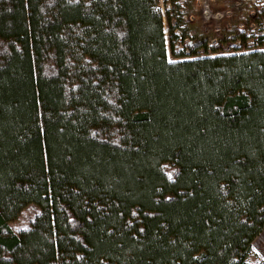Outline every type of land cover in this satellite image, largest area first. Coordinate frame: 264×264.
<instances>
[{"label":"trees","instance_id":"1","mask_svg":"<svg viewBox=\"0 0 264 264\" xmlns=\"http://www.w3.org/2000/svg\"><path fill=\"white\" fill-rule=\"evenodd\" d=\"M165 15L177 62L160 0H0V264H252L264 38L175 53Z\"/></svg>","mask_w":264,"mask_h":264},{"label":"rangeland","instance_id":"2","mask_svg":"<svg viewBox=\"0 0 264 264\" xmlns=\"http://www.w3.org/2000/svg\"><path fill=\"white\" fill-rule=\"evenodd\" d=\"M199 1V4H196ZM229 0H181L178 3V10L173 11L172 8H170V13L173 16L172 25L174 27V32L178 34L179 38L182 40L184 38L187 39L189 45H192L193 43L197 41H203L206 43V48L211 49L212 47H220L222 49V52L225 53L227 51V48H229L231 45L239 46L241 45V39H234L232 42L230 40H227L225 35L215 34L213 32L214 22L210 23V25H206L201 20V12L203 9V5H207L209 10L212 13H218L221 12L222 9H225V6L228 4ZM246 6V8H243V11L234 17V19L238 18H245L247 16V13L250 11V7L248 6V0H242ZM210 6H209V5ZM160 9L163 11V19L165 20V26H164V32L166 37V48H167V60L169 62H177L178 60L173 58L171 55L170 50V44L168 41V27L166 25V15L167 12V6L164 3V0L160 3ZM192 15L195 20L191 23L188 20V16ZM219 24V22L217 23ZM180 40V39H179ZM217 42H213V41ZM181 41V40H180ZM217 43V45H215ZM177 44V43H176ZM174 45V52L175 53H186L185 48H182L180 44ZM251 45V44H249ZM202 50H198V53H201ZM241 53H246L245 51H242ZM220 56H227L226 54L220 55ZM208 57H216L215 55H211ZM186 60H191L187 58ZM167 169V167H166ZM39 214V209L34 205L27 206L21 213L19 219L10 225V228L13 232L17 233L20 231L27 230L29 228L30 223L33 221V219Z\"/></svg>","mask_w":264,"mask_h":264},{"label":"built area","instance_id":"3","mask_svg":"<svg viewBox=\"0 0 264 264\" xmlns=\"http://www.w3.org/2000/svg\"><path fill=\"white\" fill-rule=\"evenodd\" d=\"M162 0H160L161 3ZM181 0H179L180 2ZM178 2V3H179ZM196 4H199V1H196ZM177 3V5H178ZM209 5V4H208ZM167 6V11H170L171 6L169 4ZM210 6V5H209ZM248 6L250 7L249 13H247V16L245 18H238L234 19L235 16L240 14L243 11V8H246L244 2L242 0H229L228 4L225 6V9H222L221 12L218 13H212L207 5H203V9L201 12V20L206 25H210V23L214 22L213 32L215 34L225 35L227 40H230L232 42L234 39H241V45L232 47L241 48L242 43L244 42L246 45V48L241 49L242 51L252 52L254 51V44L258 39L264 38V0H248ZM162 11V10H161ZM163 16V11H162ZM189 22H193L195 18L190 15L186 19ZM164 26H165V20L163 19ZM219 22V24H217ZM175 36H179L174 32ZM180 39L177 44H180L182 48L184 47V44H188L186 42L187 39L184 38L183 40ZM235 41V40H234ZM217 42V40L213 41ZM176 44V45H177ZM251 44V45H249ZM217 45V43L215 44ZM230 46V47H231ZM229 47V48H230ZM213 48V47H212ZM229 48H227V51L224 53L226 55H230ZM186 50V54H188V50ZM240 52H235L232 54H244ZM260 51H264L260 50ZM223 55V54H221ZM220 56V55H215Z\"/></svg>","mask_w":264,"mask_h":264},{"label":"crops","instance_id":"4","mask_svg":"<svg viewBox=\"0 0 264 264\" xmlns=\"http://www.w3.org/2000/svg\"><path fill=\"white\" fill-rule=\"evenodd\" d=\"M249 258L252 264H256L264 260V230L263 232L253 241L252 252Z\"/></svg>","mask_w":264,"mask_h":264}]
</instances>
